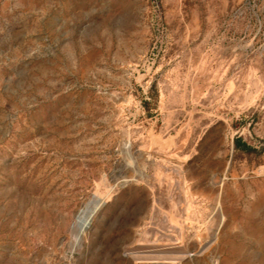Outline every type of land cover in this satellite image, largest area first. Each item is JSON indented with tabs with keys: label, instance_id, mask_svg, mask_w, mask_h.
Returning <instances> with one entry per match:
<instances>
[{
	"label": "rangeland",
	"instance_id": "374dc122",
	"mask_svg": "<svg viewBox=\"0 0 264 264\" xmlns=\"http://www.w3.org/2000/svg\"><path fill=\"white\" fill-rule=\"evenodd\" d=\"M0 264H264V0H0Z\"/></svg>",
	"mask_w": 264,
	"mask_h": 264
},
{
	"label": "bare ground",
	"instance_id": "6f19581e",
	"mask_svg": "<svg viewBox=\"0 0 264 264\" xmlns=\"http://www.w3.org/2000/svg\"><path fill=\"white\" fill-rule=\"evenodd\" d=\"M101 203H103L101 200L95 199L82 213L77 215L75 223L78 228L87 229L90 227L93 215Z\"/></svg>",
	"mask_w": 264,
	"mask_h": 264
}]
</instances>
